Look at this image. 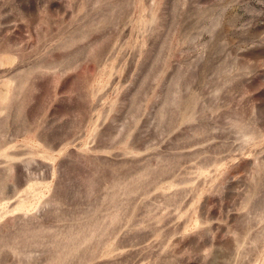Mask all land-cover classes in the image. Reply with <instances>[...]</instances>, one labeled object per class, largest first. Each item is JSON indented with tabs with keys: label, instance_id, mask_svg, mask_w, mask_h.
I'll return each mask as SVG.
<instances>
[{
	"label": "rangeland",
	"instance_id": "1",
	"mask_svg": "<svg viewBox=\"0 0 264 264\" xmlns=\"http://www.w3.org/2000/svg\"><path fill=\"white\" fill-rule=\"evenodd\" d=\"M0 264H264V0H0Z\"/></svg>",
	"mask_w": 264,
	"mask_h": 264
}]
</instances>
